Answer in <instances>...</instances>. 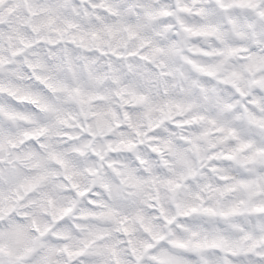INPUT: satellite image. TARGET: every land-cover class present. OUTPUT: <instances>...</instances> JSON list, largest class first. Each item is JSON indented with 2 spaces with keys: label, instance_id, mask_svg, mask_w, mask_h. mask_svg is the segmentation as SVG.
<instances>
[{
  "label": "clouds",
  "instance_id": "9594fccd",
  "mask_svg": "<svg viewBox=\"0 0 264 264\" xmlns=\"http://www.w3.org/2000/svg\"><path fill=\"white\" fill-rule=\"evenodd\" d=\"M32 7L44 11L28 17L18 10L4 26L0 40L4 56L12 60L0 71V83L18 86L21 95L39 92L44 109L34 111L20 104L17 108L28 114L27 120H0L3 243L8 244L11 229L22 226L28 239L12 245L16 264H114L117 258L120 264H135L130 249L135 247L138 255L143 250L150 239L145 226L153 234L167 233L169 226L161 216H174L177 202L184 208L200 203L198 189L173 192L167 180L184 184L183 176L190 169L211 163L208 157L227 147L212 134L202 135L211 127L207 119L191 129L177 128L175 122L202 114L222 123L227 115L224 104L237 101L227 85L203 77L185 62L198 42L183 33L173 39L179 27L175 18L161 15L165 0H33ZM240 20L245 22L242 13ZM18 33L32 47L24 48L20 57H10L13 48L24 47L15 38ZM158 48L163 52H157ZM241 63L231 61L236 66ZM29 64L55 92L37 88L35 80L24 78L31 71ZM139 95L147 97L146 103H136L134 97ZM167 101L192 108L183 115L176 109L169 113ZM0 104L8 109L15 102L4 96ZM258 104L256 111L264 114V96ZM26 132L43 134L34 142L21 143ZM186 134H194L198 147L181 140ZM154 145L164 149L163 157L151 152ZM54 153L67 167L56 163ZM37 176L44 179L28 190ZM200 182L218 183L210 176ZM85 190L90 195L77 194ZM34 226L45 235L35 233ZM58 236L66 239L58 240ZM65 246L83 249L85 255L69 259L62 251ZM188 258L190 264L202 260L222 264L224 255L206 249Z\"/></svg>",
  "mask_w": 264,
  "mask_h": 264
},
{
  "label": "snow or ice",
  "instance_id": "6c2138e0",
  "mask_svg": "<svg viewBox=\"0 0 264 264\" xmlns=\"http://www.w3.org/2000/svg\"><path fill=\"white\" fill-rule=\"evenodd\" d=\"M32 4L33 0H0V40L4 26L10 24V18L18 10L23 9L28 17L40 15L44 11L34 10ZM241 13L245 21L243 24L240 20ZM161 15L177 20L179 31L175 33L173 39L183 33L188 39L198 42L189 49L191 55L184 58L185 62L203 77L227 85L228 92L232 93L237 103L224 104L227 115L222 123L202 114L175 122L174 126L177 128L191 129L207 119L211 127L202 135L212 134L219 144L227 147L209 156L208 160L211 163L202 164L200 169H190L188 174L183 176L184 184L172 179L167 180L171 186L170 191L173 192L181 188L198 189L196 198L200 203L184 208L177 202L175 204L177 212L174 216H161L164 223L169 226L167 233L153 234L152 230L145 226L144 231L148 233L150 239L144 244L139 255L137 249L132 247L131 255L135 257V264H190L188 258L190 254L215 249L224 255L222 264H264V114H258L256 111L259 107L258 98L264 96V0H165ZM184 17H190L192 21L185 22ZM27 27L37 31L36 26L30 23ZM15 38L24 47L13 48L9 53L10 57H20L24 48L32 47V44L25 43L19 33ZM8 39L12 40L13 36L9 35ZM146 44L147 42L141 47ZM156 51L163 52V49L158 48ZM194 57L208 59L197 60ZM141 58L148 59L144 56ZM233 59H238L242 63L238 66L233 65L231 64ZM11 63L12 60L6 58L0 49V71L5 64ZM28 69L31 71L24 78L35 80L37 88L48 92L56 91L51 83L32 70L31 64L28 65ZM241 81L244 82L243 86ZM74 91L77 96L80 95L78 89ZM4 96L10 98V103L15 104L8 109L0 104V120H27L28 114L17 108L20 104L26 103L34 111L44 110L41 107L39 92L21 95L18 94V86L5 87L0 83V98ZM134 99L137 104H144L147 101L144 95L135 96ZM165 107L169 113L176 109L179 115H183L184 112L191 110L192 105L167 101ZM116 126L121 125L118 122ZM42 134L26 132L20 142L24 143V140L34 142ZM181 140L191 144L193 148L198 147L194 134L181 136ZM40 147L43 148L44 145L41 144ZM151 152L164 156V149L159 145L152 146ZM53 158L61 167H67L66 161L58 154L54 153ZM162 163L167 166V159H163ZM206 176L216 179L218 183H201ZM43 179V176L33 177L28 190L34 189ZM66 179L70 180L71 177L66 176ZM71 187L73 190L77 189L74 183ZM200 193L209 195L206 197ZM77 194L90 195L87 190ZM3 198L4 194L0 193V201ZM208 199H214L215 203L209 204ZM89 203H93V200L90 199ZM66 211L70 212L71 209ZM33 231L40 236L45 235L39 227L34 226ZM127 232L128 229L125 227L124 233ZM180 234L183 235L178 239H169V236ZM4 239L5 237L0 234V264H16L12 245L26 241L28 236L22 226H16L7 234V245L3 243ZM57 239L64 240L66 237L58 236ZM128 243L131 244V240ZM62 251L69 259L85 255L83 249L73 251L67 246ZM115 255L114 252L113 256ZM114 264H120L118 258ZM200 264H208V261L202 260Z\"/></svg>",
  "mask_w": 264,
  "mask_h": 264
}]
</instances>
